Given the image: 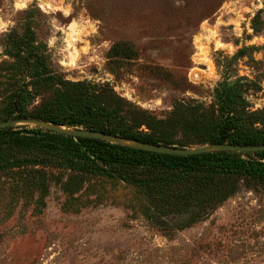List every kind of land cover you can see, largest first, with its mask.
I'll return each instance as SVG.
<instances>
[{"label": "rangeland", "instance_id": "374dc122", "mask_svg": "<svg viewBox=\"0 0 264 264\" xmlns=\"http://www.w3.org/2000/svg\"><path fill=\"white\" fill-rule=\"evenodd\" d=\"M85 99L99 128L174 147L211 145L221 101L264 132V0H0V122L16 100V126L81 122ZM36 160L0 159V264H264L262 181Z\"/></svg>", "mask_w": 264, "mask_h": 264}, {"label": "trees", "instance_id": "16d2710c", "mask_svg": "<svg viewBox=\"0 0 264 264\" xmlns=\"http://www.w3.org/2000/svg\"><path fill=\"white\" fill-rule=\"evenodd\" d=\"M19 59L23 60L18 54ZM225 100L228 101V97ZM83 103L81 122L72 118L59 121L55 118L43 117L38 120L69 128L82 126L85 130L117 135L124 140L139 143L174 146V143L168 140H151L124 131L99 128L95 122L90 121L96 114L93 103L88 99ZM219 112L222 124L217 136L209 141L211 145H264V132L245 127L236 113L228 109L226 102L221 101ZM10 116V120L14 121L26 119L19 109L17 100L10 106ZM39 157L54 166L61 165L75 171L97 173L107 171L133 184L148 185L153 181L168 187L170 184L182 186L198 181L234 177L264 182V151H210L178 156L144 151L97 138L75 137L38 126L33 128L12 126L0 129V159L37 161Z\"/></svg>", "mask_w": 264, "mask_h": 264}, {"label": "water", "instance_id": "95a60500", "mask_svg": "<svg viewBox=\"0 0 264 264\" xmlns=\"http://www.w3.org/2000/svg\"><path fill=\"white\" fill-rule=\"evenodd\" d=\"M25 121L27 120L25 119V120H19V121H14V120L3 121V122H0V129L16 126L17 123L25 122ZM36 122H37L38 127L47 128V129H51V130L58 131V132H64V133L73 135L75 137L102 139L105 141H109L111 143L125 144V145L133 146L135 148H138L144 151H149V152L159 153V154L188 156V155L206 153L210 151H232V152L264 151V145L242 146V145H228V144H212L209 146H203V147L194 148V149L178 148L174 146H162V145L139 143L136 141L124 140L117 136L113 137V136L103 134V133L93 131V130H85V129H78V128L67 129L65 127L58 126V125L48 123L45 121L36 120Z\"/></svg>", "mask_w": 264, "mask_h": 264}]
</instances>
